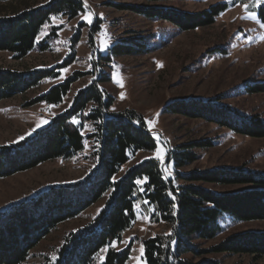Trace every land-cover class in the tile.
Segmentation results:
<instances>
[{
  "label": "rangeland",
  "instance_id": "374dc122",
  "mask_svg": "<svg viewBox=\"0 0 264 264\" xmlns=\"http://www.w3.org/2000/svg\"><path fill=\"white\" fill-rule=\"evenodd\" d=\"M51 1H0V18L45 6ZM83 1L85 11L74 18L61 14L52 16L38 33L36 47L26 56L0 51L1 71H59L58 76L46 78L0 100V147L32 137L47 126L51 118L69 109L81 90L106 73L109 80L101 82L100 86L113 98L110 110L139 112L158 141L155 151H139L122 167L118 176L151 157L166 164L170 176L175 175L176 170L190 173L221 167L264 173V137H248L200 117L165 110L175 101L196 103L205 99L241 115L264 120V92L254 91L258 83H264V23L259 16L264 0L259 4L257 0ZM216 4H222L224 9L214 22L190 30H182L168 19L150 17L145 11L149 7H162L198 14ZM85 16L90 17L91 23L83 19ZM135 38L147 45V52L116 53V45ZM72 76L78 78L61 103L51 105L37 101L51 87ZM83 130L87 136L93 128L87 122ZM206 141L211 142L207 149L195 147L198 154L195 162L181 168H175L173 161L168 164V152L182 144ZM84 144L83 151L67 159L47 160L31 169L1 176L0 214L51 188L86 180L95 169L96 160L93 140L87 138ZM202 186L222 194L249 187L215 183H202ZM105 202L106 198H102L80 215L58 224L19 264H53L65 237L91 223L105 207ZM136 212L137 219L132 227L113 246L122 249L133 241L129 264H147L144 241L169 233L170 226L153 222L140 205ZM219 224L221 229L215 238L193 241L203 253L188 254L186 257L192 263L211 259L220 264H264V255L211 251L232 234L264 233V219L237 220L224 213L220 215Z\"/></svg>",
  "mask_w": 264,
  "mask_h": 264
},
{
  "label": "trees",
  "instance_id": "16d2710c",
  "mask_svg": "<svg viewBox=\"0 0 264 264\" xmlns=\"http://www.w3.org/2000/svg\"><path fill=\"white\" fill-rule=\"evenodd\" d=\"M85 6L83 0H52L45 6L0 18V51L26 56L36 47L38 33L52 16L61 14L74 18L85 11ZM223 9L222 4H216L198 14L162 7H149L145 11L150 17L168 19L182 30H190L212 24ZM259 16L264 23V4ZM114 50L121 55L141 54L147 52V45L135 38L116 45ZM58 74V69L27 73L0 70V100ZM77 78L69 77L51 87L37 101L51 105L61 103ZM108 80L105 73L81 90L69 109L51 118L49 124L32 137L0 147V177L31 169L47 160L72 157L84 150L87 138L94 142L96 160V167L86 180L51 188L0 214V264L25 261L31 250L58 224L80 215L102 198H106L105 207L91 223L65 237L53 264H129L134 242L122 249L113 244L120 241L136 221L137 205L148 212L153 222L170 226L169 233L144 241L147 264H194L186 256L203 252L193 241L215 238L221 229L220 215L224 213L237 220L264 219V173L221 167L190 173L176 170L175 175L170 176L166 172L167 165L151 157L118 176L139 151H155L158 141L139 112L110 110L113 98L100 86ZM254 91L264 92V83H258ZM165 110L200 117L248 137H264L262 118L241 115L214 101H175ZM74 120L77 123H73ZM87 122L93 130L86 136L83 129ZM209 146L211 142L207 141L182 144L168 152V164L173 161L175 168L189 165L198 160L195 147L207 149ZM202 183L249 187L222 194ZM211 251L264 255V233L232 234ZM197 264L220 263L204 259Z\"/></svg>",
  "mask_w": 264,
  "mask_h": 264
},
{
  "label": "snow or ice",
  "instance_id": "6c2138e0",
  "mask_svg": "<svg viewBox=\"0 0 264 264\" xmlns=\"http://www.w3.org/2000/svg\"><path fill=\"white\" fill-rule=\"evenodd\" d=\"M260 2H261V0H257V4H259ZM245 8L247 9L248 8V5H245ZM252 18L253 19L255 18V15L254 14H252ZM83 19H86V20H88L89 23H91L90 17L85 16V17H83ZM262 26H264V25H262ZM65 71H66V69H65ZM73 123H77V121L74 120ZM141 251H143V249H141Z\"/></svg>",
  "mask_w": 264,
  "mask_h": 264
}]
</instances>
